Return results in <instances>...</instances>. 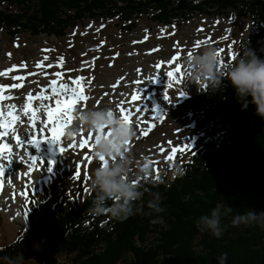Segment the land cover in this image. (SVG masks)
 <instances>
[{"label":"trees","instance_id":"trees-1","mask_svg":"<svg viewBox=\"0 0 264 264\" xmlns=\"http://www.w3.org/2000/svg\"><path fill=\"white\" fill-rule=\"evenodd\" d=\"M176 5L172 0H0V29L13 38L21 33L64 38L83 21L116 18L131 31L130 19L155 12L150 20L166 25L189 6L188 14L228 11L249 18L253 32L240 42L238 55L248 48L264 57V0H194L179 9ZM181 109L203 129L214 128L216 137L191 152L173 180L170 165L159 178L132 177L143 192L133 205L139 212L122 223L92 218L86 209L93 194L84 196V180L76 191L50 186L41 201L34 199L25 210L23 231L0 249V257L14 258L20 252L25 264H220L219 257L226 254L223 264H264V228L231 226L236 214L264 212V121L254 115L252 105L242 110L226 83L220 92L202 89ZM154 196L164 211L145 215ZM218 204L231 211L222 209L224 231L215 238L199 232L195 221ZM61 256L71 258L59 261Z\"/></svg>","mask_w":264,"mask_h":264},{"label":"rangeland","instance_id":"rangeland-1","mask_svg":"<svg viewBox=\"0 0 264 264\" xmlns=\"http://www.w3.org/2000/svg\"><path fill=\"white\" fill-rule=\"evenodd\" d=\"M180 1H184L183 6H186L194 0H172V3L178 6ZM177 6L176 8L179 9L180 7ZM188 7H183L185 9L182 11L183 14L175 17L173 22L168 25L152 22L150 17L155 12L130 19L134 25L131 31H126L124 25L116 18L104 23L101 21H83L77 28L68 31L64 38L46 34L30 36L22 33L13 38L6 29L1 28L0 61L10 62L11 65H20L23 62L25 66H28L33 63L37 55L41 57L47 55L48 59L57 67L58 64H61L59 58L62 57L61 66L55 70L53 68L51 71L61 72L62 77L67 81L76 76H83L86 80L91 79L92 81L91 85L87 83L84 85L85 94L89 99L77 105L75 110L78 112L93 109L100 103L101 105L108 104V102H102L104 97H111L118 101L125 99L126 101L132 93L131 87L128 85L131 84L130 81L134 77L135 68H141V70L149 68L151 71L156 63L168 62L173 55H178L180 57L178 63L183 71L178 73L179 79L177 81H171L167 91L168 102H164L161 109L162 116L159 119H153L147 115L148 121L143 120L142 115L136 117L135 123L139 126L133 127L135 136L127 146L136 160L149 162L151 171L156 168L159 169L158 172L153 171L157 177L166 169V164L171 162L172 172L169 176L172 179L180 166L187 162L193 149L207 144L210 139L216 137L214 128L203 129L201 124L195 123L192 114L181 109L183 101L199 94L205 86L208 87L207 83H201L199 80L193 82L186 78L189 74V68L185 64V58H189V53L192 56L196 51L206 46L224 49L223 55L226 57L229 44L232 45L231 51L236 57L240 42L246 40L253 32L250 19L240 14L230 15L228 11L218 15H212L211 11L203 14L197 12L188 14ZM187 14L190 15L189 19L185 18ZM259 28H262V25ZM198 29L203 31H198ZM145 37H147L146 40ZM224 37L227 39L225 40ZM198 40L202 43L195 47L194 44ZM134 41L143 42L134 43ZM44 49L48 51H42ZM224 61L225 59L222 62ZM232 61L223 63L220 71L225 70L227 64ZM173 65L166 69L173 71ZM164 72L167 71L164 70ZM122 79L125 81V86L119 83L118 87H111L114 81L120 82ZM127 83L128 85H126ZM181 92H184V95L180 97ZM73 117L75 120L74 114ZM76 127L77 122L75 120L66 130ZM89 132L80 128L78 134L70 140L65 137L64 132L61 146L65 148V151L52 155L54 161L52 173H47L44 170L46 165H42L39 170L42 173L41 176L48 175L49 178L46 177V181H42L39 186L28 183L31 180V174L25 177L21 173L23 182L18 176L15 178L17 183L10 182L11 191H15L17 194L15 201L18 209L17 219L16 222H12L16 227L15 233L10 237L7 236L3 231V218L0 212V249L12 244L20 236L25 227V209L32 205L34 199L41 201L44 198L42 193L44 190L48 191L46 187L51 186L57 189L63 187L65 191L68 189L76 191L79 187V180H84V187L88 189L87 192H84V196L90 194L89 178L83 179V172H86L90 177L92 169L97 166L98 162L94 158L91 163L86 162L84 157L92 156V152L88 151V147L79 149V139L88 137ZM140 133H144L143 137ZM73 142L76 147L67 148V145ZM173 148L176 151H171ZM41 149L44 152V158L47 159L49 156L48 148L44 145ZM53 153H55V147H53ZM163 153H168L172 159L167 160ZM78 165L83 170L81 176H76ZM129 176L130 178L136 177L132 166L129 169ZM8 181L5 179L4 183L8 184ZM25 185L28 187L25 188ZM21 193H26L27 199ZM98 218L96 217V219ZM58 258L59 261H69L71 256Z\"/></svg>","mask_w":264,"mask_h":264},{"label":"clouds","instance_id":"clouds-1","mask_svg":"<svg viewBox=\"0 0 264 264\" xmlns=\"http://www.w3.org/2000/svg\"><path fill=\"white\" fill-rule=\"evenodd\" d=\"M217 49L213 46L202 47L191 58H185V64L189 68L187 79L195 82L207 83L210 91L220 92L225 83L231 87L235 102L246 109L249 105L254 107V115L264 121V57L258 58L250 49H246L223 71L216 70L219 57ZM107 109H86L76 113L77 127L65 131V137L71 139L78 134L80 128L94 133L92 156L97 166L92 169L89 177V191L93 194L86 209V215L106 217L108 220L122 223L130 216L139 212V208L133 205L143 195L140 186L133 183L129 176L130 166L134 167L135 175L148 177L151 173V165L147 160H136L126 147L135 136L131 125L123 123L115 114L108 115ZM110 135L105 138L104 131ZM99 134V138L95 136ZM105 164L101 166L100 158ZM188 197H184L187 200ZM111 202V203H109ZM148 211L145 215L161 213L164 211L159 205L158 197H153L147 202ZM223 212L231 211L224 205H216L208 214L201 215L195 221V227L201 233H208L212 237L219 238L224 228L221 225ZM155 222V221H153ZM244 225L247 227L264 228V212L257 213L254 210H246L242 214H236L231 219V226ZM226 259V254L219 257L220 264ZM5 264H25L26 260L20 254L16 257H0Z\"/></svg>","mask_w":264,"mask_h":264},{"label":"snow or ice","instance_id":"snow-or-ice-1","mask_svg":"<svg viewBox=\"0 0 264 264\" xmlns=\"http://www.w3.org/2000/svg\"><path fill=\"white\" fill-rule=\"evenodd\" d=\"M91 27V26H89ZM198 31H203L202 29H198ZM147 37H145V40ZM226 40L227 37H224ZM142 43L143 41H134V43ZM202 42L196 41L194 46L198 47ZM18 47V45H16ZM232 45H228V51L227 55L225 57V61L222 62L220 59H218L216 64L217 71H220L223 67V63H226L228 61L234 60L235 56L233 52L231 51ZM42 51H48L47 49H44ZM155 51V50H154ZM225 52L224 49H218L216 55L220 57ZM10 55V54H9ZM189 56L191 54L189 53ZM115 58V57H114ZM180 57L178 55H173L170 60L168 61L169 65H173V62H176L174 64V67L176 69V72L168 71L166 73V76L169 79H172L174 76H176V73L179 71H182L181 66L179 65ZM44 61L48 60V56L45 55L43 57ZM61 64L63 62V58H59ZM61 64H58L57 67L61 66ZM25 67V64L22 62L19 65L20 69H23ZM35 67L37 69L43 70L44 65L41 62H37ZM48 68L52 67V64H47ZM161 64L157 63L156 68H160ZM17 69L16 65H12L10 68L0 71V77H7L8 73L13 72ZM137 71H141L140 69H137ZM29 75H38V73H32L30 72ZM51 76L54 78L48 79L46 81V87H40L39 91L36 93H32L31 91H28V95L24 98L23 107L20 110H17V105L15 103H0V186H2V180L5 177V169L10 164H16L20 165L23 164L26 166L27 171L23 172V175L27 177L36 167L37 162H39L41 165H46L45 171L47 173H52L53 167H54V161L52 159V155H56L58 153H63L65 151V148L61 146V137L64 135V130L72 123L74 117H73V110L77 107V105L86 102L89 97L85 94V88L84 85L87 83L88 85H91V79H85L83 76H76L74 79L70 81V83L61 82L62 81V74L59 71H54L51 73ZM12 81H20L21 83H13L10 86H2L0 85V102H5L12 100L13 97L11 95H5V87H10L14 89H19L23 82L25 81L24 75H12L10 77ZM157 81L156 78H153L151 80L152 84H155ZM136 84H141L140 80L135 81ZM119 86V82L114 83L111 85L112 88H116ZM206 88V86H205ZM184 95V92L180 93V97ZM19 98V97H17ZM146 99V97H141L140 95L136 94L135 92L131 95V101H139L140 99ZM163 99L165 101L168 100V96H164ZM32 101H37L35 105H33ZM123 103V102H121ZM119 108L118 117L119 119L128 125H131L132 127H138L135 123L136 117L140 115V112L143 111V109H137L136 115L132 116L131 113L126 112L124 108L120 107V105H117ZM158 111V108L153 105L151 107V112L156 113ZM41 114L43 117H46V119L43 120V125L40 126V135L39 138L35 135V125L36 122L41 119ZM114 113L109 110L108 115L112 116ZM26 118V119H25ZM159 116L154 117L153 119H159ZM148 116L145 115L143 117V120H147ZM24 125L25 127L22 129L21 126ZM147 127V125H144ZM24 131L26 135H19L18 133L21 131ZM45 131H48L51 133L49 137L45 136ZM104 136L107 138L110 133L108 131H104ZM141 137H143L144 133H140ZM88 140H85L84 138L79 139V147L85 148L88 147V151L92 152L93 150V143L89 145V141L93 140V133L89 132L87 134ZM96 139L99 138V134L95 136ZM27 141L28 145L30 147H24L25 142ZM14 142V143H13ZM129 144V142H128ZM127 144V146H128ZM47 145L48 146V153L49 156L47 159L42 157L40 155L41 153V146ZM23 148V157H26V159H17V157L20 155L17 151H15L16 148ZM53 147H55V153H53ZM76 147V144L69 143L67 145V148L71 149ZM34 149V154H32L31 150ZM126 151H129V148L126 147ZM161 151H163L161 149ZM171 151H176L175 148H173ZM165 158L167 160H171L172 157L168 153H163ZM85 161L88 163H91L93 157L91 155L84 157ZM100 164L101 166H104L105 161L103 157L100 158ZM40 170V169H38ZM154 172H158L159 169H153ZM83 170L80 168V166H77L76 176H81ZM88 174L86 172H83V179L87 180ZM145 180L148 179V177H144ZM10 181L14 182L13 179H9ZM29 184H33V181L29 180ZM133 183H137L136 180H133ZM28 185H25V188H27ZM83 191L87 192L88 189L84 188ZM21 195L25 196V199H27L26 193H21ZM25 217L28 216L27 211L24 213Z\"/></svg>","mask_w":264,"mask_h":264},{"label":"bare ground","instance_id":"bare-ground-1","mask_svg":"<svg viewBox=\"0 0 264 264\" xmlns=\"http://www.w3.org/2000/svg\"><path fill=\"white\" fill-rule=\"evenodd\" d=\"M223 54L219 57V59L221 61H223V59H225ZM43 57L44 56L41 57V56L37 55V58L33 61L32 64L25 66L23 69H20L19 65H16L17 69L14 70L13 72L8 73L7 77H0V85H2V86H10L13 83H21L20 81H12L10 79V77L12 75H24L26 78L25 81L23 82L22 86L19 89H14V88L8 87V91L5 92L4 94L5 95H11L13 97V99L9 100V101L2 102V103H15L17 105V110H20L23 107L24 97L26 95H28V91H31L32 93H36L39 91L40 87H46V81L48 79L54 78L51 76V73L53 72V71H51V69L54 68V70H55V68H57V67L49 59L47 61H44ZM189 58H191V56H189ZM37 62H41L44 65L43 70L37 69L35 67ZM175 63L176 62H174V64ZM47 64H52V67L48 68ZM156 64L154 65V67L151 71L149 70V68L147 70H144V69L141 70V68H137V69L141 70L138 72L137 69L135 68L134 77H132V80L130 81L131 84H129V85H128V83L126 84V85L131 87L132 93H130V97L128 99H126V101L124 99L125 102L123 100H119V101L114 100L111 97H104L102 99V102H108V104L101 105V103H100V105L98 104V106H95V108H93V109H99V107H102L103 109L111 110L115 115L117 112V116H118L119 108L117 107V105H120V107L124 108L126 112L131 113L132 116H135L137 109H143V111L140 112V115H142L141 116L142 119H143L144 115H149L150 117H153V118L156 116H159V117L162 116V114H161L162 113V111H161L162 106H163L164 102L165 103L168 102V100L165 101L163 99V97L165 95L168 96L167 91L169 90V87L171 85V81L172 80L177 81L179 79L178 73L181 71L176 73V76H174L172 79H169L166 76V73L169 71L166 68L171 67L168 64V62H166V61L161 62L160 68H156ZM11 66L12 65L10 64V62L0 61V71H4V70L10 68ZM164 70H166L167 72H164ZM30 72L38 73V75H35V76L29 75ZM173 72H176L175 67L173 69ZM153 78L157 79L155 84L151 83V80ZM136 80H140L141 84H136L135 83ZM70 81L71 80L67 81L62 77L61 82L70 83ZM114 83H116V82L114 81ZM114 83H112L111 85H113ZM119 83H121L122 86H125L124 79H122ZM26 89L28 91H26ZM134 92L136 94L140 95L141 97H146V99L142 98L139 101H135V102L131 101V95ZM85 93H86V91H85ZM17 97H19V98H17ZM121 102H123V103H121ZM36 103H37V101H34L33 105H35ZM151 103H153V104L151 105ZM153 105H155L158 108V111L156 113L151 112V107ZM134 108H135V110H134ZM74 113H76L75 109L73 110V114ZM44 119H46V117H43V115L41 114V119L36 122L35 135L37 136V138H39L40 126L43 125ZM151 120H153V119H151ZM74 121L75 120L73 119L72 123ZM150 124H152V123H150ZM24 127H25L24 125L21 126L22 129ZM66 129L64 130V132L66 131ZM18 134L19 135H26V133L23 130L21 132H19ZM50 135H51L50 132L45 131L46 137H49ZM84 139L88 140V137H85ZM93 142H94V133H93V140L89 141V144L93 143ZM61 143H63L62 137H61ZM24 147H30V145H28L27 141L25 142ZM43 147H44V145L41 146V148H43ZM45 147L48 148L47 145H45ZM79 149L82 150L83 148H79ZM15 151H17L20 154L17 157V159H21V158L26 159V157L22 156L23 148L18 147V148H16ZM31 152H32V154H34V149H32ZM40 155L42 157H44V152L42 151V149H41ZM41 167H42V165L39 162H37L36 167H34L33 171L30 173L31 174V176H30L31 180L37 186H39L42 181L45 182L46 177H48V175L41 176L42 173H40L38 170ZM25 171H27V168L23 164H20V165L10 164L5 169V173H4L5 177L2 180V186H0V212L2 213V218H3L2 226H3V231L9 237L12 236L13 233H15L14 229H15L16 225H14L12 222H16L17 212H18V209H17L16 204H15L16 203L15 201L17 199V194L15 193V191H13V192L11 191V185H10L11 181L9 179H13V181L15 182V180H16L15 178L18 176L21 179V181L23 182V179L21 177V173H23ZM5 179L9 180L8 184L4 183ZM15 183H17V182H15ZM15 187L17 188V186H15ZM0 234H1V232H0Z\"/></svg>","mask_w":264,"mask_h":264},{"label":"water","instance_id":"water-1","mask_svg":"<svg viewBox=\"0 0 264 264\" xmlns=\"http://www.w3.org/2000/svg\"><path fill=\"white\" fill-rule=\"evenodd\" d=\"M147 1H150V3H156L157 4V3L165 2L167 0H147ZM181 6H183V3L182 2L179 3L177 7H181Z\"/></svg>","mask_w":264,"mask_h":264}]
</instances>
